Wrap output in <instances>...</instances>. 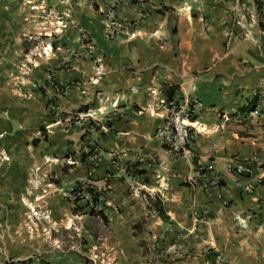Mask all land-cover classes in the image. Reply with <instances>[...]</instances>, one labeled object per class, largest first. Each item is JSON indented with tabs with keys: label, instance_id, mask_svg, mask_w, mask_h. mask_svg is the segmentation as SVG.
Returning a JSON list of instances; mask_svg holds the SVG:
<instances>
[{
	"label": "crops",
	"instance_id": "0c3cea01",
	"mask_svg": "<svg viewBox=\"0 0 264 264\" xmlns=\"http://www.w3.org/2000/svg\"><path fill=\"white\" fill-rule=\"evenodd\" d=\"M135 1L0 0L4 149L11 152L24 145L32 157L30 174L44 176L24 189L26 200L46 207L51 231L75 227L87 241L77 248L62 244L56 251L47 249L44 257L57 264H223L224 259L229 264H264V31L254 17L256 0H200L204 12L186 14L178 38L171 33L175 23L169 13L153 10V3L157 7L164 1L151 0L150 6L147 0ZM112 8L119 20L139 14L146 18L115 42L104 38L108 50L101 55L104 74L98 89L124 90L129 101L109 108L111 122L100 141L94 179L97 188L107 189L102 193V217L85 207L73 211L76 204L67 197L87 169L80 172L66 165L67 173L62 170L64 160H76L99 138L90 128L94 109L79 110L91 100L90 89H96L89 77H95L97 66L91 60L86 66V96L74 84L57 92L47 74L68 80L69 72L58 64L70 61L72 77L81 76L74 72L79 67L74 66L73 50L63 53V42L78 46L80 29L103 40V22ZM237 13L245 15L250 36L236 25ZM49 45L53 56L43 54ZM166 85L176 86L179 102L195 107L194 160L173 155L155 136L166 113L158 105ZM255 95L261 110L257 117L250 115L251 108L242 109ZM236 158L252 167L251 174L227 171V163ZM198 167L223 176L213 197L188 183L187 178L198 175ZM248 183L253 192H242ZM156 197L166 219L153 205ZM45 229L48 234L49 227Z\"/></svg>",
	"mask_w": 264,
	"mask_h": 264
},
{
	"label": "rangeland",
	"instance_id": "374dc122",
	"mask_svg": "<svg viewBox=\"0 0 264 264\" xmlns=\"http://www.w3.org/2000/svg\"><path fill=\"white\" fill-rule=\"evenodd\" d=\"M147 1L148 4L146 5L150 6L151 0ZM161 1L164 2L157 5V7H155L156 4L153 3V10L169 13L170 20H173L175 23V27L171 33L177 38L181 32L180 30L183 31L184 25L186 24L184 20L186 14L196 17L200 12H204V9L199 7L200 0ZM135 2H138V0ZM187 7H190L188 11L186 10ZM144 18H146V15L142 14H139L138 17L130 19L120 18V20L117 16L115 24L110 25L111 27L108 28L109 23L106 21V14L104 20L105 22H103V40L96 41L91 37L90 34H88L87 31L80 29L78 46L75 42V46L71 48V42H63V53L67 55L69 52H71V49L73 50L75 57L74 66L79 67V69L76 68L74 72H79L81 76L78 78L72 77V65L70 61H64L58 64V68H62L65 72H69L68 80H61V78H58L63 89L62 92L68 90V87L74 84L77 86L79 85L81 88L80 93L86 96L88 94V75L86 66L89 60H91L92 64L97 66L95 77H89V81L95 85L96 89H90V92H92V98L89 103L85 105H89V107L94 109L92 110L94 117L91 118L90 128L98 134L99 138L91 142L87 146L86 150L83 151L87 157V150L89 147L97 149L95 152L97 156L96 162L92 165V168L94 169H97L100 164L102 150L100 141L108 131L109 124L111 122L109 108H118L121 104H123V102L129 101V94L124 90L111 92L110 90L103 87L98 89L104 74V69L102 67L104 62L102 61L103 59L101 58V55L106 54L105 50H108L107 46L105 45L106 42H104V38L107 40V42H115L114 40L121 37L124 32H128V29L138 27L139 22ZM204 23H206V20ZM107 31H110L108 35H106ZM132 35H135V33L130 34V41L133 40ZM48 47V50L44 47L42 48L43 54L45 56H53V46L51 47L49 45ZM77 58L79 59V62L77 61ZM110 65L112 64H105V66ZM63 76L65 78V75ZM116 99H118V105L117 107H112V104ZM3 141L4 139L0 137V264H57L55 259H48V261L45 259L44 255L46 250L48 249V251H56L58 250L57 246L60 247L62 244L63 245L61 247L66 249L71 248L72 246L73 248L79 247V242L80 245L83 243L86 245L87 241H85V237H83L81 234L82 229L77 230L75 227H71L69 230L60 229V231L56 233L52 227L53 231H51L50 227L53 225L51 222H49L46 207L41 204H32L28 199L26 200L27 197L25 194H27V191L24 189L25 185L32 182V180L39 181L37 178H40L41 181H43L42 178L44 179V176L39 173L33 176L30 174V168L32 167V157L25 149L24 145H22L21 148L10 152L9 150L4 149V145L7 143ZM76 160L78 161L77 163L75 162ZM76 160L68 157L63 161V164L76 166V169L80 170V172L88 169L91 166L90 164L86 165L84 161H82L81 153L79 157L76 158ZM34 166L35 169L40 167L38 164H34ZM78 170H76V172H78ZM87 179L95 181L94 176H88L86 172L85 177L79 181H76L74 186H79L80 183L87 181ZM103 183V185L106 184L107 187L109 186L107 181H104ZM67 197H69V194ZM77 205L80 206L79 204ZM72 207L74 209L75 205ZM87 207L89 208V206ZM88 208L87 210H89ZM98 209L100 208H96V210ZM81 224L82 223L79 222L80 228H82ZM45 227H49L50 229L48 234L46 233ZM78 234L81 235L79 236ZM103 237L104 232L101 231V234L98 236L99 242H102ZM88 247L89 246H85L83 248L87 249ZM100 249L101 248L99 247L97 252H99ZM222 263L229 264V262L225 259Z\"/></svg>",
	"mask_w": 264,
	"mask_h": 264
},
{
	"label": "built area",
	"instance_id": "2783aa9c",
	"mask_svg": "<svg viewBox=\"0 0 264 264\" xmlns=\"http://www.w3.org/2000/svg\"><path fill=\"white\" fill-rule=\"evenodd\" d=\"M262 1V0H260ZM255 4V13L254 17L261 20L264 12V6L258 8L256 1ZM263 11V12H262ZM236 12V10H235ZM236 25L243 29L245 36H250L252 31L250 26L245 20V15L237 13L236 14ZM117 19V13L114 8L107 10V22L110 25L115 24ZM263 20V19H262ZM260 23V22H259ZM264 31V28H262ZM110 31L106 32L108 35ZM47 81L59 93H64L61 83L54 74V72L49 71L47 74ZM171 86V85H169ZM165 92V91H164ZM118 99H116L112 107H117ZM158 105H163L165 107L166 113L164 115L163 124L156 130L155 136L162 142V144L167 148V150L176 156H181L188 159H195L196 155L192 149V138H193V117L195 114V107L190 102H179L174 96H169L166 92L165 95L158 99ZM55 107V105H53ZM250 115L257 117L261 115V110L257 105L251 107ZM228 120L229 118H225ZM2 135V134H1ZM97 149L89 147L87 150V164L91 166L87 169L88 176H94V168L92 165L96 162V152ZM256 163H260L258 158H255ZM227 171L237 175L245 176L249 175L252 172V167L242 160L231 159L227 163ZM198 177L191 176L187 178L188 183L192 186L201 187L209 197L214 196V189L219 187V183L223 180V176L220 173H216L211 168L198 167L197 168ZM107 189L105 187L97 188L95 181L87 179V181L80 183L79 186H74L69 193V198L74 203H83L88 206H100L94 202V192H99L102 196V193ZM242 192L251 193L253 192V184L248 183L243 186ZM239 218V223L241 226H244V219Z\"/></svg>",
	"mask_w": 264,
	"mask_h": 264
},
{
	"label": "trees",
	"instance_id": "16d2710c",
	"mask_svg": "<svg viewBox=\"0 0 264 264\" xmlns=\"http://www.w3.org/2000/svg\"><path fill=\"white\" fill-rule=\"evenodd\" d=\"M256 4H257V6H258V8H262L263 6H264V1H260V0H256ZM263 12V11H262ZM263 14V16H262V18H261V20H260V25H261V27L262 28H264V12L262 13ZM263 19V20H262ZM175 89H176V86H174V85H171V86H169V85H166L164 88H163V90L169 95V96H174V92H175ZM259 98H258V95H255L254 96V98L252 99V101L250 102V104L248 105V106H246V107H244V108H242V109H249V108H251V107H253V106H255V105H257L258 104V100ZM89 108V105H85V106H81L80 108H79V110L80 111H85V110H87ZM39 142V139L38 138H35L34 140H33V143H38ZM81 159H82V161H84V163L87 165V157H86V154H85V152H81ZM73 165V164H72ZM70 167H71V165H70ZM67 167H66V165H64L63 166V168H62V170H63V173L64 174H66L67 173V169H66ZM51 180H53V181H58V179H54V178H50ZM220 185H223V180L219 183V186ZM94 202L96 203V204H98V205H101V202H102V196L100 195V193L99 192H94ZM76 204V207L74 208V210L73 211H76V209H79V208H81V207H86V208H88L87 206L88 205H86V204H83V203H75ZM77 204H79L80 206H78ZM153 205H154V207H155V209L158 211V213H159V215L160 216H162L163 218H167L168 216H167V214H166V211H165V209H164V207H163V204H162V201L161 200H159V198L158 197H156V199H155V201H154V203H153ZM97 207H99L100 208V206H97ZM89 210H88V212L90 213V214H95V215H100V216H104L105 217V215H104V213H103V211L101 210V209H98V210H96V207L95 206H89V208H88Z\"/></svg>",
	"mask_w": 264,
	"mask_h": 264
}]
</instances>
